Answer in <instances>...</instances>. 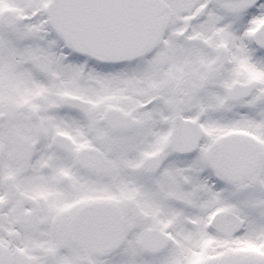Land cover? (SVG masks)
Wrapping results in <instances>:
<instances>
[{"label": "snow or ice", "instance_id": "1", "mask_svg": "<svg viewBox=\"0 0 264 264\" xmlns=\"http://www.w3.org/2000/svg\"><path fill=\"white\" fill-rule=\"evenodd\" d=\"M0 264H264V0H0Z\"/></svg>", "mask_w": 264, "mask_h": 264}]
</instances>
